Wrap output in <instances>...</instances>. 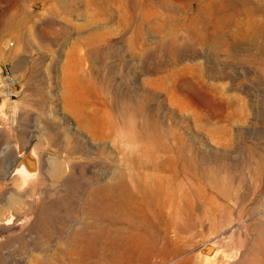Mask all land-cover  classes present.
<instances>
[{"label":"rangeland","instance_id":"374dc122","mask_svg":"<svg viewBox=\"0 0 264 264\" xmlns=\"http://www.w3.org/2000/svg\"><path fill=\"white\" fill-rule=\"evenodd\" d=\"M33 140L40 189L15 193ZM173 154L204 197L159 229L155 259L264 264V0H0V264H86L59 241L64 216L95 178L157 192Z\"/></svg>","mask_w":264,"mask_h":264},{"label":"bare ground","instance_id":"6f19581e","mask_svg":"<svg viewBox=\"0 0 264 264\" xmlns=\"http://www.w3.org/2000/svg\"><path fill=\"white\" fill-rule=\"evenodd\" d=\"M161 1L159 0V3ZM208 11L212 12L211 7ZM183 23H180L181 30H184ZM227 23V20L219 19L215 29L217 34H224L223 29ZM190 25L194 27L195 23ZM135 40L137 41L135 43L141 45L142 42L139 43V40L142 41L143 37L137 36ZM66 157L70 158L68 154ZM171 159L172 175L157 176L158 191L148 192L146 195L139 194L135 182L127 172L114 176L115 178H111V182L107 184H101L103 179L95 178L88 193L92 197L91 204L78 213L63 215V220H67L64 225L68 228L65 232L58 233L59 241L68 244L69 254L86 264H200L195 255L181 260L185 251L179 247L177 251L171 253L169 261L155 259L157 256L165 257L164 246L158 245L159 229L167 223L184 224L183 211L186 210L185 214L189 213L193 216L195 208L197 210L199 208L200 199L204 197L203 187L191 186L187 178H184L182 172L187 168L186 164L179 163L175 154ZM74 162V173H82L85 166L82 167L77 160ZM181 186L184 187V192H179ZM53 216L47 215L35 221V224L42 227L48 236L49 231L45 230V227L59 217ZM261 233L262 242H259V246L262 247L264 255V228Z\"/></svg>","mask_w":264,"mask_h":264},{"label":"water","instance_id":"95a60500","mask_svg":"<svg viewBox=\"0 0 264 264\" xmlns=\"http://www.w3.org/2000/svg\"><path fill=\"white\" fill-rule=\"evenodd\" d=\"M6 179L13 183L15 193L40 189L42 182L41 148L31 141L12 163Z\"/></svg>","mask_w":264,"mask_h":264}]
</instances>
